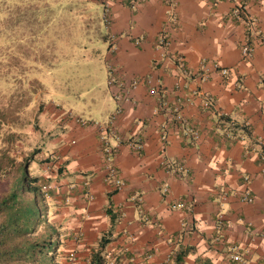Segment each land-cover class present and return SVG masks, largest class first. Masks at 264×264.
Wrapping results in <instances>:
<instances>
[{
  "label": "crops",
  "instance_id": "obj_1",
  "mask_svg": "<svg viewBox=\"0 0 264 264\" xmlns=\"http://www.w3.org/2000/svg\"><path fill=\"white\" fill-rule=\"evenodd\" d=\"M83 1L103 9L101 0ZM129 2L113 0L112 24L98 36L109 46L89 61L98 75L85 64L86 98L56 93L65 106L42 111V125L55 134L49 154H60L63 165L47 170L41 151L32 176L55 185L44 198L61 251L74 258L64 264H91L109 232L111 263L240 264L232 258L239 250L248 264H264V0H147L136 10ZM240 3L260 32L251 58L242 55L247 30L231 17ZM111 64L127 85L141 80L111 136L125 182L117 193L104 182L97 126L120 105L106 84ZM181 162V175L164 165ZM246 191L252 203L240 201ZM179 202L191 211L173 209Z\"/></svg>",
  "mask_w": 264,
  "mask_h": 264
},
{
  "label": "rangeland",
  "instance_id": "obj_2",
  "mask_svg": "<svg viewBox=\"0 0 264 264\" xmlns=\"http://www.w3.org/2000/svg\"><path fill=\"white\" fill-rule=\"evenodd\" d=\"M106 25L103 9L83 0H0V199L37 173L41 151L49 154L53 130L42 125V111L65 106L56 93L86 98L91 56L109 46L98 37ZM43 233L44 226L35 237ZM69 262L63 256L59 264Z\"/></svg>",
  "mask_w": 264,
  "mask_h": 264
},
{
  "label": "trees",
  "instance_id": "obj_3",
  "mask_svg": "<svg viewBox=\"0 0 264 264\" xmlns=\"http://www.w3.org/2000/svg\"><path fill=\"white\" fill-rule=\"evenodd\" d=\"M39 182L38 177L26 173L22 186L0 199V264H59L64 256L61 251L64 242L48 219V208L45 213L38 203L41 195L45 200ZM112 221L115 222L114 215ZM43 226L45 233L35 237ZM111 241L109 232L101 239L99 252L93 256L91 264L119 263H111L104 256ZM68 260L71 261L69 257Z\"/></svg>",
  "mask_w": 264,
  "mask_h": 264
},
{
  "label": "built area",
  "instance_id": "obj_4",
  "mask_svg": "<svg viewBox=\"0 0 264 264\" xmlns=\"http://www.w3.org/2000/svg\"><path fill=\"white\" fill-rule=\"evenodd\" d=\"M147 0H130L129 5L132 10H136L138 7H140L142 4H144ZM215 3L220 2L222 0H213ZM103 4V19L104 22L107 24V26H110L113 21V0H101ZM173 5H177V0H171ZM249 7L247 5H244L242 3L237 4L236 8L232 11L231 17L233 19H236L238 22L242 23V25L245 26L247 30L248 37L244 43V46L242 48V55L245 58H251L253 57L255 53V44L257 37L259 38L260 32L257 28V20L256 18L249 12ZM176 22V20L174 21ZM160 39L157 43L158 48H165L167 47V38L168 35L165 34V32H162ZM182 63V62H181ZM182 66L184 64L182 63ZM228 73L227 70H222V74L226 75ZM141 83V80L134 79L130 84L127 85V83L122 79V75L120 72V68L117 65H109L108 66V86L114 90V96L116 100L118 101L119 108L116 110V112L112 115L111 120L108 124L102 125L98 124V128L100 129L101 134V145L103 148V171L105 173L104 182L109 186L111 193H117L121 191L125 187V182L121 178V176L118 173V170L116 168V165L114 163V154L116 152V148L111 144V136L115 135L117 122L120 118V116L123 113L122 104L123 103H130L132 102V90H134L139 84ZM160 85L157 84V87L155 89H152V94H158ZM208 105L210 104L209 101H207ZM183 120V119H182ZM84 124L83 121H80ZM187 136H192L193 139H198L199 134L197 131H194L193 129H188L186 132ZM123 141V139H122ZM134 147L137 150L142 149V145L140 143H137L134 145ZM48 159V160H47ZM44 160H47L46 168L47 170L53 169V168H60L63 164V159L60 154L58 153H51L48 156L45 157ZM264 160V158H263ZM164 165L170 169V172H176L177 175L185 174L187 172L186 166L184 163H177L175 166L174 164L170 163H164ZM42 192L44 196H48L50 191L55 190V185L53 183H45L41 187ZM224 196H227L226 194ZM240 201L242 203H252L254 201V198L252 197L250 191H246L240 198ZM173 209L177 210H184L187 212H190L192 209V205H187L184 202H179L174 205H172ZM221 222V221H220ZM220 228L222 227L221 223L219 224ZM233 260L240 263V264H248L247 260L243 257L242 254H240L239 250L233 253ZM71 261H74V258L71 259ZM130 264H136L133 261H131Z\"/></svg>",
  "mask_w": 264,
  "mask_h": 264
}]
</instances>
